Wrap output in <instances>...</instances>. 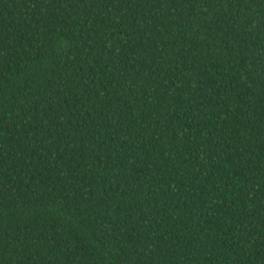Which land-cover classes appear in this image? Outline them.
Segmentation results:
<instances>
[{"label": "trees", "instance_id": "trees-1", "mask_svg": "<svg viewBox=\"0 0 264 264\" xmlns=\"http://www.w3.org/2000/svg\"><path fill=\"white\" fill-rule=\"evenodd\" d=\"M0 264H264V0H0Z\"/></svg>", "mask_w": 264, "mask_h": 264}]
</instances>
